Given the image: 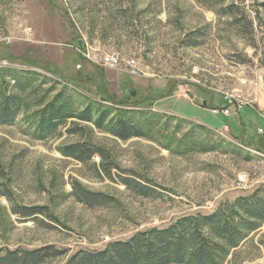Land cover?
Returning a JSON list of instances; mask_svg holds the SVG:
<instances>
[{"label": "rangeland", "instance_id": "rangeland-1", "mask_svg": "<svg viewBox=\"0 0 264 264\" xmlns=\"http://www.w3.org/2000/svg\"><path fill=\"white\" fill-rule=\"evenodd\" d=\"M109 54L120 56L116 69L104 65ZM7 69L35 81L15 122L0 126L1 255L52 246L62 255L44 264H67L181 217L264 198V0H0ZM59 94L79 110L94 102L141 114L152 133L121 141L75 119L39 140L38 114ZM78 143L104 159L62 155ZM121 178L156 193L138 196ZM75 185L117 202L88 207ZM38 208L47 214L25 215ZM227 264H264V224Z\"/></svg>", "mask_w": 264, "mask_h": 264}, {"label": "trees", "instance_id": "trees-1", "mask_svg": "<svg viewBox=\"0 0 264 264\" xmlns=\"http://www.w3.org/2000/svg\"><path fill=\"white\" fill-rule=\"evenodd\" d=\"M201 1L206 3L207 0ZM34 81L35 76L30 72L0 71V126L15 122L25 104L22 95ZM38 115L39 122L33 135L39 140L53 136L60 126L75 119L106 131L121 141L149 137L153 130L152 124L139 118L141 114L128 110L115 112L113 107L94 102H88L79 110L73 98L65 94L57 95ZM74 133H82V128L74 130ZM89 145H68L61 153L80 163L89 162L96 154L104 159L100 150ZM121 181L128 191L138 196L149 198L156 193L135 179L121 178ZM73 193L88 207L117 202L112 197L78 185L73 186ZM37 214L47 213L38 208L28 210L25 215ZM263 224L264 198L258 195L241 197L232 203L221 204L213 213L181 217L167 228L138 232L127 241L108 244L102 251L80 252L67 264H227L232 251ZM61 255L52 246L33 251H6L4 255L0 254V264H44Z\"/></svg>", "mask_w": 264, "mask_h": 264}, {"label": "built area", "instance_id": "built-area-1", "mask_svg": "<svg viewBox=\"0 0 264 264\" xmlns=\"http://www.w3.org/2000/svg\"><path fill=\"white\" fill-rule=\"evenodd\" d=\"M120 56L117 55V54H109L106 56L105 60H104V65L108 68V69H116L119 65H120ZM129 66H130V69H131V73L136 75L138 73V70H137V65H136V61L135 60H131L129 62ZM226 100H227V104L229 105H233V100L229 97H226ZM213 112H218L217 109L213 110ZM224 113L225 114H229V111L228 110H224Z\"/></svg>", "mask_w": 264, "mask_h": 264}, {"label": "water", "instance_id": "water-1", "mask_svg": "<svg viewBox=\"0 0 264 264\" xmlns=\"http://www.w3.org/2000/svg\"><path fill=\"white\" fill-rule=\"evenodd\" d=\"M129 94H130L131 97H135L136 96L135 92H129Z\"/></svg>", "mask_w": 264, "mask_h": 264}]
</instances>
